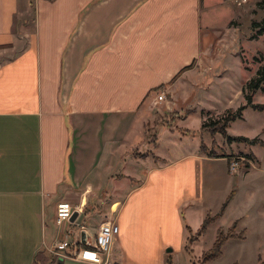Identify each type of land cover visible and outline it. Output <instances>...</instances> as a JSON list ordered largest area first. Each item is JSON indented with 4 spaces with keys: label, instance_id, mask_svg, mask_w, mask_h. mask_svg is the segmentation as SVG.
<instances>
[{
    "label": "crops",
    "instance_id": "obj_1",
    "mask_svg": "<svg viewBox=\"0 0 264 264\" xmlns=\"http://www.w3.org/2000/svg\"><path fill=\"white\" fill-rule=\"evenodd\" d=\"M234 3L0 0V264H52L61 199L85 204L79 220L94 213L88 232L112 217L109 253L121 264L184 250L210 211L196 166L211 155L199 126L154 120L202 124L223 107L226 51L253 75L258 64L237 53Z\"/></svg>",
    "mask_w": 264,
    "mask_h": 264
},
{
    "label": "rangeland",
    "instance_id": "obj_2",
    "mask_svg": "<svg viewBox=\"0 0 264 264\" xmlns=\"http://www.w3.org/2000/svg\"><path fill=\"white\" fill-rule=\"evenodd\" d=\"M257 1L234 3L239 15L235 22L240 24L238 33L242 44L238 46L237 53L241 55L242 61L250 65L255 62L258 64L259 56L264 57V35L258 40L249 39L251 20L264 16V10L257 5ZM218 58L226 64L224 82L218 85L219 97L224 103L223 107L217 108V112L209 113L211 118L220 116L226 107L235 109L240 103H245L241 85L249 74L247 67L237 63L239 55L226 51ZM259 93L255 97L252 95V101L264 103V93ZM184 114H156L154 121L156 124L166 123L168 126L184 128L185 131L188 130L185 123L190 128L199 126L202 138L200 149L208 155H222L225 158L205 157L201 164L196 166L197 175L200 172L203 174V199L205 205L210 208L204 218L207 223L202 230L200 226L196 232L189 233L188 238H185L184 250L169 252L164 264H264V145L259 142L228 141L222 133L211 132L208 127H202L195 115H187L185 121ZM242 114L243 117L229 122L226 128L228 134L264 140V110L247 107ZM206 115L208 114L205 112V117ZM207 119L208 117L205 120ZM153 128L148 129L151 131L148 135L151 140L155 135ZM160 145L169 148V143L164 138H161ZM170 149L176 150L173 145ZM227 196L228 201L223 206ZM92 215H86L87 226H93L90 224L93 222ZM232 225V236L222 243L220 254L206 259L218 231L224 235Z\"/></svg>",
    "mask_w": 264,
    "mask_h": 264
},
{
    "label": "built area",
    "instance_id": "obj_3",
    "mask_svg": "<svg viewBox=\"0 0 264 264\" xmlns=\"http://www.w3.org/2000/svg\"><path fill=\"white\" fill-rule=\"evenodd\" d=\"M234 1L240 4L247 0ZM164 96L162 91L156 94V99L160 101ZM231 167L234 169V164ZM84 205L82 202L73 204L62 199L56 202L54 224L57 232L45 246L51 255L52 264H121L111 258L109 253L112 217L105 216L98 223L96 232L90 233L85 221L79 220ZM74 212L76 215L72 218ZM61 232L63 236L60 237Z\"/></svg>",
    "mask_w": 264,
    "mask_h": 264
},
{
    "label": "trees",
    "instance_id": "obj_4",
    "mask_svg": "<svg viewBox=\"0 0 264 264\" xmlns=\"http://www.w3.org/2000/svg\"><path fill=\"white\" fill-rule=\"evenodd\" d=\"M257 5L264 10V0H258ZM251 33L250 38L256 37L259 34L264 33V16L260 19H252L251 20ZM258 65L251 77H249L242 86V93L245 99V103L240 104L235 109L227 108L220 116L217 118H211L206 115L205 119L208 117L207 120L202 121V127L206 126L209 128L211 132H220L224 135V137L228 140H237V141H245L247 143H256L259 142L260 144L264 145V140L258 137H248L243 135H230L228 134L226 128L229 125V122L234 120L235 118H239L242 116V111L246 106H251L254 109L264 110V103L260 102H253L252 95L257 89H261L264 91V57L259 56L257 58ZM217 156V155H211ZM229 196H227L223 206L228 201ZM206 220L204 219L201 224L202 230L205 227ZM232 227L228 228L227 233L224 235L221 231H218V234L213 242L212 247L208 252V257L206 259H212L220 254V247L222 243L229 237L232 236Z\"/></svg>",
    "mask_w": 264,
    "mask_h": 264
},
{
    "label": "water",
    "instance_id": "obj_5",
    "mask_svg": "<svg viewBox=\"0 0 264 264\" xmlns=\"http://www.w3.org/2000/svg\"><path fill=\"white\" fill-rule=\"evenodd\" d=\"M76 215V212L73 213L72 218Z\"/></svg>",
    "mask_w": 264,
    "mask_h": 264
}]
</instances>
